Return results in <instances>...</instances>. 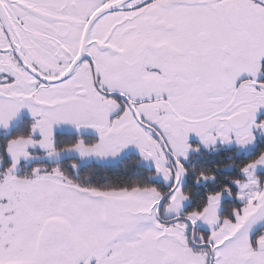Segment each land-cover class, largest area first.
Segmentation results:
<instances>
[{
	"label": "snow or ice",
	"instance_id": "1",
	"mask_svg": "<svg viewBox=\"0 0 264 264\" xmlns=\"http://www.w3.org/2000/svg\"><path fill=\"white\" fill-rule=\"evenodd\" d=\"M0 264H264V0H0Z\"/></svg>",
	"mask_w": 264,
	"mask_h": 264
}]
</instances>
